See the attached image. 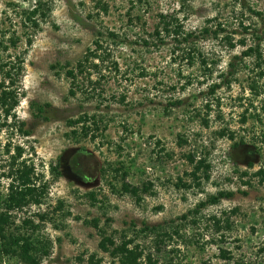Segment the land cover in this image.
Returning <instances> with one entry per match:
<instances>
[{
  "label": "rangeland",
  "instance_id": "1",
  "mask_svg": "<svg viewBox=\"0 0 264 264\" xmlns=\"http://www.w3.org/2000/svg\"><path fill=\"white\" fill-rule=\"evenodd\" d=\"M44 1L48 15L35 28L22 13L34 0H0L1 59L12 64L21 60L14 85L19 100L15 116L0 131V175L19 146L21 157L14 162L32 164L39 177L36 184L47 186L41 203L12 213L17 228L27 229V234L31 228L24 220L39 223L31 235L34 243L50 242L40 264H75L78 255L93 252L104 264H118L99 249V231L86 223L94 218L117 239L122 232L128 237L138 233L135 242L156 264H264V182L253 175L264 170V124L251 118L240 121L245 108L255 112L253 107L264 98L248 86L252 80L258 91L264 86V20L252 11H264V0H104L107 13L95 8L93 0ZM159 14L176 17L183 35L192 36H180L179 42L168 36L164 44L152 45ZM218 24L225 30L219 31ZM242 26L250 29L245 33ZM226 34L234 48L224 40ZM9 38H17L16 44ZM143 39L151 44L145 46ZM242 39L245 45L239 43ZM256 44L259 60L243 54ZM90 51L98 57L89 56ZM105 53L107 59L101 62L99 56ZM79 62L86 68L77 75L79 88L72 95L66 70L77 71ZM231 64L236 69L230 76ZM215 83L219 87L212 92ZM84 116L89 121L68 124ZM18 121L28 134L19 131ZM82 126L96 137H83ZM223 129L234 138L219 136ZM191 153L207 157L210 178L202 179L200 187H178V177L190 182L184 173L192 168L186 158ZM121 165L131 184L152 182L153 195L143 194L137 201L116 192L113 186L117 189L119 181L112 168ZM245 171L248 175H241ZM8 183L0 177L1 209ZM219 190L233 196L198 208ZM194 209L196 213L188 214ZM38 213L46 217L40 220ZM185 214L187 219H181ZM213 216L222 226L228 219L230 229L217 231ZM144 225L160 227L170 237L139 232ZM220 248L230 251L231 259H223ZM0 264L23 263L1 254Z\"/></svg>",
  "mask_w": 264,
  "mask_h": 264
},
{
  "label": "trees",
  "instance_id": "2",
  "mask_svg": "<svg viewBox=\"0 0 264 264\" xmlns=\"http://www.w3.org/2000/svg\"><path fill=\"white\" fill-rule=\"evenodd\" d=\"M94 1V7L102 11L103 13L108 12V4L104 0H93ZM48 4L44 0H34V5L32 8L28 10H23L22 13L24 15V18L32 27L38 28L39 27V21L38 19H44L48 15ZM257 16L262 18L264 20V11L260 10H252ZM218 30L224 31L225 29L221 27V24H218ZM245 33L250 29L248 26H242ZM214 36L217 35V30L213 31ZM112 36H115V34L110 33ZM153 35L156 37V42L152 43L154 46H158L160 44H164L166 41V37L172 36L175 41H180L179 37L182 36L183 40H187V38H190L192 36L191 33H187L183 35V29L182 25L177 20L176 17L172 15H164L159 14V20L158 23L155 26V29L153 31ZM255 38L257 40L261 39V36L259 34H254ZM16 39L9 38V41L12 45L16 44ZM224 40L227 41V44L230 48L235 47V43L232 42V38L226 34L224 35ZM143 44L145 46H148L151 44L148 42V40L143 39ZM240 44L245 45V40L242 39L239 41ZM95 45L98 49H101L102 45L99 43V41L95 42ZM4 49H7V46H3ZM192 51L194 52V48H191L189 50L188 55L190 58H192ZM244 55H255L257 60L261 58V52H260V44H256L255 46L248 47L244 52ZM98 57L96 52L90 51L89 56ZM108 54L105 53L103 56H99V59L101 62H104L107 59ZM18 64H12L11 61H4L1 59L0 56V72L2 74V78L0 79V116H2L3 121L0 123V131L2 127L9 126V124L6 122L8 118L14 117V109L18 105V96H17V90L14 88L17 74L19 72L20 65V59L17 58ZM88 61V58H85V62ZM94 65L95 69H97V64ZM56 66V65H55ZM58 66V65H57ZM230 67L233 68V71L230 72V76L235 74L234 64H231ZM85 63L79 62L77 63L76 70L73 69H67L66 75L71 79V84L74 86V88L70 89V94L74 95L75 91L74 89L79 88V84L77 82V75L81 74L85 69ZM88 74V73H87ZM259 76H263L262 72H259ZM86 79H88V83H92V80L90 79V75L88 74L86 76ZM249 89L256 95H259L260 93H264V86L262 90L258 91L259 86L257 85L256 80H252L251 83L248 85ZM219 87V84H213L211 86V91L213 92L216 88ZM250 107H252V103L249 104ZM208 107V105H207ZM210 109V108H209ZM255 112H248V108H245V110L241 114L240 121L242 123H246L248 119H254L255 121H258L260 123L264 124V98L261 100V104L258 106L253 107ZM90 118L87 116H84L83 118H77L75 120H69L68 124L75 125L79 121H89ZM94 126V130H97L98 127L96 126V120H92ZM203 122L205 125L207 124V120L203 119ZM24 125V122L18 121L19 131H22L24 134H28L29 132L22 129V126ZM227 129H223L218 132V135L221 137L228 136L230 139L234 138L233 132H228ZM76 130H72V134H75ZM81 135L83 137L90 136L91 139H94L96 137L95 133L90 132V128L86 126L81 127L80 131ZM181 143H186V141L179 137ZM243 139H240L239 142H242ZM163 149V147H161ZM16 156H11L12 162L10 163L8 169L6 172L2 173L0 177H5L9 180L8 187H7V194L5 198L2 200V209H1V201H0V255L5 256H12L17 257L23 264H40L41 258L43 256H47L49 254V241H40L38 240L36 243L32 240V233L36 231V229L39 228V223H34L30 219H26L23 221L24 225H28L31 228L30 234H27V229L22 231L23 229L17 228L15 225V220L12 216V213L15 210H20L23 207L29 205V204H39L41 203V200L43 196L46 193L47 186L46 184H39L37 185L36 181L39 178L37 174L34 171V166L32 164H27L25 160H21L16 164L14 162L17 157H21L22 149L19 146H16ZM8 151V149L6 150ZM187 161L189 165H191V170L188 172H185L184 174L190 178V182L184 181L182 177H178V180L176 182V186L178 187H184V188H192V187H200L201 181L208 180L210 178V169L211 164L208 161L207 157L205 155H201L196 157L194 154H187L186 155ZM52 171L56 172L57 175H59V172L57 171V166H52ZM104 171V170H103ZM113 175L118 177L116 178V182L119 181V187L116 189L113 186V189H115L116 192L120 194H127L133 198H135L137 201L141 200L143 194H150L153 195V183L150 181L142 182L139 185L131 184L126 180L127 172L125 170L124 165H121L117 168H112ZM241 175L247 176L248 172H241ZM253 175H259L260 181H263V175L264 170L259 169ZM245 185H249L250 182L248 180H245L243 182ZM245 193V192H242ZM89 197L92 199L94 198L93 193L88 194ZM233 196L232 191H226V190H219L216 194L209 195L205 200H202L198 204V208L205 207L206 205H214L220 202L223 198H229ZM62 200L58 202L57 208L60 209L62 207ZM55 207V209H57ZM197 210H191L188 212V214H194ZM232 212H235V210H232ZM65 214L70 215L71 213L69 211H66ZM40 220H43L46 215L45 214H37ZM77 219H80L77 217ZM181 219H187V215H182ZM214 220L215 229L219 231L222 227H225L226 229H230L231 223H229L228 219H226L224 226L221 225V219L216 218L215 216L212 217ZM86 223L93 225L97 230L99 231V234L101 236V239L98 242V247L103 252L107 253L110 257L115 259L118 264H156V260L152 259V256L150 254H146L144 252V248H142L139 243L135 242L138 233H136L132 237H128L124 232H122L121 235H119V239H117L114 234L107 235L103 229L98 227V219L94 218L92 220L86 221ZM191 223H196L195 219H192ZM15 229H14V228ZM18 231V233L16 232ZM155 232L157 234V237L164 238L170 237L169 234L166 231L160 230V227L156 226H149L144 225L140 228L139 232ZM174 233H178L177 229L173 231ZM17 233V234H16ZM162 240H160L161 242ZM220 256L223 259H231V252L220 248ZM75 264H104L101 257H99L96 253H90L88 255L80 254L76 258ZM234 264H240L239 262H235Z\"/></svg>",
  "mask_w": 264,
  "mask_h": 264
}]
</instances>
